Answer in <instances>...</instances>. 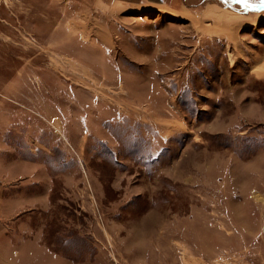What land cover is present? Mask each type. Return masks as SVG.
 I'll return each mask as SVG.
<instances>
[{
  "label": "rangeland",
  "instance_id": "obj_1",
  "mask_svg": "<svg viewBox=\"0 0 264 264\" xmlns=\"http://www.w3.org/2000/svg\"><path fill=\"white\" fill-rule=\"evenodd\" d=\"M195 1L0 0V264H264V11Z\"/></svg>",
  "mask_w": 264,
  "mask_h": 264
},
{
  "label": "crops",
  "instance_id": "obj_2",
  "mask_svg": "<svg viewBox=\"0 0 264 264\" xmlns=\"http://www.w3.org/2000/svg\"><path fill=\"white\" fill-rule=\"evenodd\" d=\"M162 1L163 2H166V3H169V4H173V3H171V1L172 2H175V0H171V1H169V0H162ZM197 2L195 1L194 4H196ZM14 172H15V169L11 171L8 168V171L2 173V176H1L2 179L0 180V207H1V209H2V204L11 202V198H10V190H11V187L8 186V185H6L4 182L6 181L7 178H10V176H12L14 174ZM4 178H6V179H4ZM20 186H21L20 184H17V185L14 186L13 189L19 191V187ZM7 191L9 193H7ZM17 196L18 197L15 198V199H13V201L19 200V199H21V198L24 197V196L20 195V192L17 193ZM9 211H10L9 208H7V218L9 216ZM0 212L3 213V209ZM1 219H2V221H4L3 220L4 219L3 216H2ZM3 228H5V225H4V223L0 222V235L3 234Z\"/></svg>",
  "mask_w": 264,
  "mask_h": 264
},
{
  "label": "snow or ice",
  "instance_id": "obj_3",
  "mask_svg": "<svg viewBox=\"0 0 264 264\" xmlns=\"http://www.w3.org/2000/svg\"><path fill=\"white\" fill-rule=\"evenodd\" d=\"M244 6L245 10H253V11H264V0H238Z\"/></svg>",
  "mask_w": 264,
  "mask_h": 264
},
{
  "label": "bare ground",
  "instance_id": "obj_4",
  "mask_svg": "<svg viewBox=\"0 0 264 264\" xmlns=\"http://www.w3.org/2000/svg\"><path fill=\"white\" fill-rule=\"evenodd\" d=\"M221 25H222V24H221ZM227 36H232V33H228V32H227Z\"/></svg>",
  "mask_w": 264,
  "mask_h": 264
}]
</instances>
